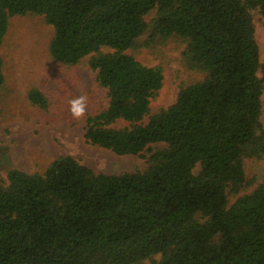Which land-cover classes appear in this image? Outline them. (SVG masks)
<instances>
[{
  "label": "trees",
  "instance_id": "trees-1",
  "mask_svg": "<svg viewBox=\"0 0 264 264\" xmlns=\"http://www.w3.org/2000/svg\"><path fill=\"white\" fill-rule=\"evenodd\" d=\"M154 9L152 38H181L184 64L203 77L149 114L162 68L126 51ZM251 9L264 19V0H0V91L9 20L39 15L53 28L50 56L68 65L88 56L106 90V107L85 118V140L146 163L107 174L61 155L43 173L8 170L0 264H264V183L229 200L245 186L244 158L264 157ZM26 98L48 106L37 87Z\"/></svg>",
  "mask_w": 264,
  "mask_h": 264
},
{
  "label": "rangeland",
  "instance_id": "rangeland-1",
  "mask_svg": "<svg viewBox=\"0 0 264 264\" xmlns=\"http://www.w3.org/2000/svg\"><path fill=\"white\" fill-rule=\"evenodd\" d=\"M250 14L260 63L264 65V19L257 9H251ZM155 15V9L146 14L147 30L126 51L144 65L162 68V86L150 99L149 114L172 104L180 87L203 77L202 72L184 64L185 42L181 38H152ZM52 36L53 28L39 15L13 16L9 20L1 43L6 82L0 91V179L6 180L7 171L12 168L26 173H43L61 155H71L96 172L118 174L142 170L146 165L144 156L119 155L85 140V118L106 107V90L98 85L95 72L88 67V56L72 65L54 60L49 54ZM257 75L264 86L262 68ZM31 87H37L47 98L46 109L28 101L26 93ZM79 95L87 97V108L85 116L76 120L69 113L68 102ZM125 125L127 123L122 121L113 124L114 127ZM243 168L245 186L238 193H229L230 202L264 183V157L244 158Z\"/></svg>",
  "mask_w": 264,
  "mask_h": 264
},
{
  "label": "clouds",
  "instance_id": "clouds-1",
  "mask_svg": "<svg viewBox=\"0 0 264 264\" xmlns=\"http://www.w3.org/2000/svg\"><path fill=\"white\" fill-rule=\"evenodd\" d=\"M69 113L73 119H81L86 114L87 108V97L84 95L76 96L75 98L71 99L69 102Z\"/></svg>",
  "mask_w": 264,
  "mask_h": 264
}]
</instances>
